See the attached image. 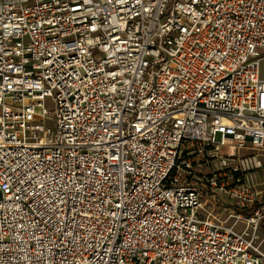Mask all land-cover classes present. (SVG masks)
Segmentation results:
<instances>
[{
  "label": "built area",
  "instance_id": "built-area-1",
  "mask_svg": "<svg viewBox=\"0 0 264 264\" xmlns=\"http://www.w3.org/2000/svg\"><path fill=\"white\" fill-rule=\"evenodd\" d=\"M263 59L264 0H0V264H264Z\"/></svg>",
  "mask_w": 264,
  "mask_h": 264
},
{
  "label": "rangeland",
  "instance_id": "rangeland-1",
  "mask_svg": "<svg viewBox=\"0 0 264 264\" xmlns=\"http://www.w3.org/2000/svg\"><path fill=\"white\" fill-rule=\"evenodd\" d=\"M260 68H261V77L264 78V59L260 62ZM236 144H237L236 140L227 139L226 145L221 148V153L226 154L228 151L232 150L233 146ZM260 157L264 164V150L260 152ZM259 175H260L261 187L262 189H264V166H263V169L259 172Z\"/></svg>",
  "mask_w": 264,
  "mask_h": 264
}]
</instances>
